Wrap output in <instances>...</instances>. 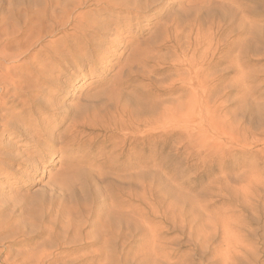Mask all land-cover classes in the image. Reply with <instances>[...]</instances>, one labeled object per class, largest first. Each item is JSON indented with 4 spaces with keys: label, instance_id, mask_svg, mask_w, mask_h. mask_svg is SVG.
Returning <instances> with one entry per match:
<instances>
[{
    "label": "rangeland",
    "instance_id": "obj_1",
    "mask_svg": "<svg viewBox=\"0 0 264 264\" xmlns=\"http://www.w3.org/2000/svg\"><path fill=\"white\" fill-rule=\"evenodd\" d=\"M38 1L39 0H23L22 2V0H0V52L4 48L1 47V45L4 46L5 43L7 44L9 41L8 38L10 36L14 37L19 34V28L23 27L21 25L22 22L24 23L23 18H27V16L29 15V8H31L33 5L36 6V2L38 5ZM189 1L190 0H160L159 2H157L156 6L154 5V8L152 7L151 10L147 13V15L149 16H147L148 19H142L141 25L134 24L131 28H125L122 31V34L119 36V39L122 43L119 44V46H121L119 49L110 47L103 58H97V60H95L94 62L86 61L83 65L86 76L84 78H81L80 80L75 81L72 87H66L67 89L64 90H67L70 93L60 95L59 100L61 99L62 106L66 104L64 107H69L70 105L74 106V111L71 110V112L73 115L76 114L77 116H80L81 114H84V116L89 115V113H92L95 108H102L104 106V104H102L103 101L95 100L93 102V100L85 97L84 94H86V92L94 93L96 92L95 90L98 91V89H101L103 87H110V83H112L111 81H113V78H116L120 69L124 66L127 60V56L130 55L132 56L131 59L135 58L132 61H135L134 66H137L135 68H138V71L135 69L137 71L136 74L133 75V77L123 85L124 88H120L121 91H125H122L121 95H124L126 93L125 96L128 97V101H130V103L132 104L129 107V113L132 114L133 112H135V110H137L138 107L137 112L138 114L143 115V118H145V116L147 117L149 115H152L153 111L156 114V111L158 112V106L160 102H162V100L164 101L166 98H168L166 99L168 101L166 103L168 107L172 106L169 105V98H171V104H178V99L181 100V98H184L188 92L191 93L193 86H196V88L198 87V97L195 104L196 119L193 120V116L188 114L184 117L176 116L174 117L175 119L172 121L171 127L169 129H166L163 132L159 131L161 130L160 128H157V133H154L153 129L150 127H147L148 129L145 127L144 130L143 126H140L139 124V126H137L140 128V131L137 135L139 138H137V142H135V145L133 147V153L136 157V161L132 164L131 169L128 170H126L125 168L128 163L126 161L127 155L125 154L128 152L127 148L129 147H125L124 152L123 150H120L118 152L113 151V149L115 148V146L112 145L113 140H119V138L117 137V135H119L117 134V131L113 130L112 128H110V131H108L107 129L101 130L96 125H92L89 127L90 129L87 128L85 131H82L83 133L81 132L82 135L80 137L84 135V137L81 139L83 141H87V146H85L86 148L83 147V149H81L80 151H76V153L73 154V156L76 155V157H78L79 161L73 163L74 166L78 165L76 169L77 172L73 173L71 171L72 174L70 173L68 178L70 182L72 181V184L68 183L69 181L64 182L66 181L65 173L67 172L63 170L66 168L63 166V164L65 165L66 162H58L54 165H50L51 163H49V161H45L42 163L43 165L41 164L40 166V171L42 173L39 171L33 176L35 179V184H33L32 186H26V188H22L17 192L6 194V198L10 199V205H12L15 200L17 201V199L21 202V209H19L18 213H12V207L10 206H8L7 209H3L1 207V204L3 202L0 201V264H101L100 260L102 258V260H105V258L107 257L109 258L107 259L108 261H101L103 262L102 264H107L109 262L111 264H116V262L118 261H120L121 264H152V262H154V264H264V0H214L216 2L214 3V6L219 5L221 8V5H223L225 7L223 8L222 6L224 12L225 10H228L226 11V19H223L222 17L221 19L220 14H216L215 16L213 15L214 17L210 15L209 10L214 7V1L210 0V2L208 0V2L211 3L210 5H212L211 7H209V3H207L209 5L207 6V4H205L207 1L204 0L205 2H202L199 9L198 7L196 8L193 5L191 6ZM242 9L244 10L242 11ZM24 10L25 12L23 13ZM198 10L201 11L199 12ZM18 13L20 16H18ZM21 14L23 15L22 19ZM188 15L190 18L188 17ZM213 19H216L215 23H213ZM218 19H221V23ZM4 20L6 21V23ZM177 21H182L181 23L183 24V26L181 23L180 25H178ZM184 21H186V23ZM194 21L197 22V25L195 24L194 26V30L196 31V29L200 28L199 30H201L200 32H202V35L200 34V36L202 37H198V39L195 38V33L188 30H191V25L192 23H194ZM175 24L179 27L177 28ZM184 26L186 27L185 31L188 30V33L187 31L185 32L184 29H182V27L184 28ZM14 27L15 29H17L18 27L19 28L17 30H14ZM202 27L204 29L206 28L205 30L203 29L206 32V35L205 32L201 29ZM179 28L182 31H180ZM11 29H13V31ZM166 29L168 32H165ZM217 29H219L220 32ZM223 29L225 31H223ZM172 31L174 34L172 33ZM180 32L183 36L180 35ZM9 33H15V35L10 34L9 36ZM161 33H163V36H161ZM3 34H5L7 38ZM188 34L190 35L188 36ZM212 35H214V37ZM168 36L170 37V39ZM47 39L48 38L44 40ZM125 40H127L126 46H124ZM194 43H196V45H194ZM160 44H162V46ZM187 45L189 46L187 47ZM139 46L141 49L139 48ZM195 47L199 48V52L202 51L201 55H199L200 53H198V56L201 66H203L204 64L203 67H201L200 69L198 68L199 71L196 76L197 78H195L196 84L195 82L193 83L191 80H189L188 65L184 62L178 65V62L180 61L179 58H182L183 56L191 57ZM135 48H138V51L140 52V54H137L139 57L135 55ZM185 48L188 50V52ZM36 49H38V46H34L32 52L36 51ZM151 50L153 52L158 51V53H153V56L155 55L153 57L151 52L150 56L151 58H153V60L148 61L149 59L146 60V57L149 56L148 51ZM176 51L177 53L175 55ZM145 52H147L148 55L146 54L144 55L146 56L145 58H141L140 56L143 57L142 54H145ZM172 55L174 57L181 56L175 58L177 59V63L175 62V59H172L174 58ZM22 56L24 59L22 58ZM22 56L19 57L20 59L22 58V61H27L30 59L28 58V56ZM130 56H128V58ZM150 56L148 58H150ZM154 58H156V60ZM18 59L6 58L0 55V62L2 61L0 63V68H4V65L12 66L13 64L15 65V62L17 64L22 62L20 59ZM170 60H172V62ZM168 61H170V63H168ZM4 62L5 64H3ZM172 63L176 67H174ZM138 65L141 66L139 67ZM177 67L181 69L179 70L180 72L178 71ZM141 68H143L144 70L142 71ZM140 71L142 73L145 72V76H141L142 74H140ZM149 73H153V75L151 74L150 77L148 76L150 75ZM181 73L182 75L184 74V77L181 75ZM155 81L159 82L156 83ZM163 82L165 84H163ZM179 85L181 86V89L179 88ZM157 86L160 88H158ZM177 86L179 87L177 88ZM164 87L168 88L166 89ZM183 88L185 89L183 90ZM186 90L189 91L185 93ZM135 94H138L140 97ZM79 99L81 101H79ZM176 99L177 103H174ZM133 100L134 102H132ZM143 100L145 101V105L141 103V101ZM158 101L159 103H157ZM78 103L79 105L81 104L83 108L87 109V111L83 109L82 113L77 114V112L82 110V108L77 110L78 108L75 107ZM133 103L136 104L134 106L136 108H134L135 110L132 108L134 105ZM142 104L144 106L140 108ZM152 104H154L155 106H153ZM110 106L111 105L104 106V108L99 109V111L101 113H104ZM151 106L153 107V109ZM144 107L145 109H147V107L149 109L150 107V109L153 111H148V109L146 111L145 109H143V111L142 108ZM154 107L156 109H154ZM131 109H133L134 111L131 112ZM84 111H86V113H84ZM114 111H116L115 108ZM63 112L64 111L61 110V113ZM133 115L134 114H132V116ZM134 116L132 117L134 119H138V117H140V115H136L137 117ZM103 117L105 118L106 116ZM118 118L119 117H117V119ZM126 119H128V117H126ZM102 121L103 119L100 120V123ZM105 122L108 123V121L106 120ZM135 124L138 125V121L135 122ZM178 125H182L187 129H183L181 131L177 130ZM63 128L64 127L56 130L55 134H62V131H64ZM105 130L107 133L105 132ZM112 130L113 132L115 131L114 134L113 132H111ZM143 132H145L146 134L143 135ZM149 132H151V135H149ZM121 135L122 134H120L119 137ZM146 135L148 137H152L151 139L154 138L155 140H158V147H153L155 150H151L150 153L146 152L144 158L145 160L140 161V159H142L139 158L141 152H144L141 149H143V147H148V139L145 138L147 137ZM152 135H154V137ZM109 136L111 137V140ZM155 136L158 139H156ZM7 138L9 137L7 136L4 140L8 141ZM28 145L31 144H29L27 140L22 139V141L17 145V152H19V149L23 150L26 148H32ZM90 149L92 150V152ZM136 150L139 152V154L136 153ZM122 152L124 153L123 159H121V155H119ZM114 155H116L117 157L115 158ZM137 155L139 156L137 157ZM88 165L90 168L88 167ZM83 166L86 168H83ZM99 168L103 169V171L101 169L103 173L100 172ZM143 168H147L146 170H148L150 174ZM19 169L20 168H15L16 171L14 172V175L10 176L12 181L16 180L19 177V175L17 174ZM43 170L45 171V173H43ZM97 171L99 173V176L97 175ZM131 171L132 174L130 173ZM108 172L110 174H108ZM111 173H114L112 177ZM119 174L120 178L126 176L127 174L128 176L127 178L124 177L125 180L123 178V181L122 179L120 180ZM121 174L123 176H121ZM59 175H61L62 179ZM80 175L83 178H80ZM129 175H132V177ZM107 176L110 177L108 178ZM94 177L97 179H95ZM99 177L100 180H98ZM137 177L139 178V180H137ZM55 178H60V181L64 183L63 185L65 187V192H62L60 190L59 193L57 189L55 191L53 190V186L50 184V181ZM78 178H80V180L82 181L84 180V178L86 180L91 178L90 182L88 180L91 185L89 183L87 184L89 189L87 187H80L82 186V181L77 182ZM110 178L112 179V181L109 180ZM120 181H122L123 183H127V186H124V184H120L122 183ZM115 182L116 184H113ZM77 183L79 184L77 185ZM138 183L140 184L138 185ZM74 184L76 185L74 186ZM109 184L112 185V189L111 185ZM128 184L129 188L131 187L132 189H134L128 190ZM102 185L106 187L108 191L106 190V188L105 191H103ZM90 186L92 187V189L90 188ZM135 186L138 187L135 188ZM118 187L121 189H119ZM122 187L126 189L122 190ZM75 188L77 189L75 190ZM86 188L87 190L91 189V193L87 191ZM118 189L119 191L121 190V192H123L118 194ZM5 190H9L7 185L5 186ZM110 190L113 191L111 192L113 193V195L110 193ZM106 191L109 193H107ZM127 191L128 193L129 191H132V193L134 194L130 192L129 194H132L131 196L129 194L126 195ZM16 193H18L17 197ZM80 193H82L81 196L77 197L76 194L80 195ZM67 195H70L71 200ZM82 195L85 197L83 198ZM136 195H138V197ZM2 196L3 195H0L1 198ZM21 196H23V198ZM105 196H108L106 197V200ZM135 196L137 199H135ZM109 197L114 198H111V200L107 199ZM126 198H128L129 200ZM98 199H101V201ZM114 199L116 201H114ZM25 201H27V203ZM82 201L85 204L82 203ZM107 201L110 203L108 204ZM124 202L127 203L125 204ZM150 202H155V204H160L161 202V206L158 204L157 208L159 209H157L156 206L153 203V205L150 204ZM79 203L82 206H80ZM24 204L26 205V207H24ZM83 204L85 205L84 208ZM148 204H150L151 207ZM118 205L121 208H119ZM131 205L135 206V208H133V206ZM28 207L29 210H25ZM65 207H68V210ZM74 207H76L78 210L76 208L75 210ZM97 207H103V210L106 211V213L113 212L111 214H113L114 217L117 216V219L118 217L124 218L125 220L123 219V222L125 224L122 222V227L119 229V226L117 227V235L124 232L125 234L129 233L128 238L127 235L122 234L123 236L119 235L120 237L117 245H107L109 248L107 246L105 247V245H102L105 242L104 240H100L103 238V236L99 233L97 228L89 225L90 219L95 214L94 211L95 209H97ZM114 207H116L118 210L114 211ZM131 207L135 210V212L139 210L137 212L138 215L141 212L144 214V216L147 215L149 217L145 218L141 215L136 217L137 214L135 215V212L134 214L133 212L130 213V211H134ZM188 208H191V210H189ZM22 209H24V211ZM143 209L145 211L147 210L146 212L148 213L142 212L141 210ZM187 209L190 212L188 215H185L187 214ZM241 209L242 211H239ZM152 210L154 211L152 212ZM156 210H158L157 213L155 212ZM207 210H210L209 213L212 216H209L207 214ZM118 211L123 212L121 213V215H123H117ZM196 211H198L197 214ZM21 212L22 214H20ZM6 214L9 215L7 216ZM180 214L182 215L180 216ZM192 214L198 216V220H193V224L191 223L192 219H194V216H192ZM82 216L85 217L83 218ZM186 216L188 219H186ZM205 216H208L207 219H205ZM242 216H245L246 219ZM80 217L82 218L80 219ZM86 217H88V219H86ZM132 217L135 218V220L132 219ZM148 218L149 220L152 219V222H150L153 224L148 223ZM178 218H180L181 221H179ZM10 219L12 220L10 221ZM160 220L162 221L160 222ZM203 220L206 221L203 223ZM127 221H130V224H137L134 227V231H137L136 234L133 231L134 224L129 228L126 224ZM174 221L176 222V224ZM177 221L179 222L177 223ZM187 221L188 223H185ZM180 222L182 223L179 224ZM61 224L64 225V227ZM148 224H150L151 226ZM183 224L187 225L184 226ZM79 225H82L83 229H79ZM85 225L86 227H84ZM202 225L205 229H207L206 232L203 234H196V232L200 230V226ZM143 226H146L147 229ZM193 227L197 228L193 229ZM74 228L79 229V231L75 230ZM42 229H45V231H43ZM182 229H184V231ZM85 230L89 231V233ZM23 231H26V235L23 234ZM41 231L43 232L42 234L40 233ZM126 231L129 232L127 233ZM80 232L82 234H80ZM92 232L95 237L93 234H91ZM189 232L191 233L190 235ZM130 234H133L134 236L132 235L130 238ZM193 234H195V236ZM88 236H90V238H97L93 239V241L92 239H88ZM121 236L123 239L121 238ZM24 237L30 238L23 240ZM193 237L195 242L194 240H192ZM124 238H126V241L124 240ZM161 238H163V244ZM202 238L204 241H202ZM152 240H154L155 243ZM200 241L203 243V245L200 244ZM152 242L154 243V247L151 245L153 244ZM196 242H198V244ZM149 243L151 244L149 245ZM149 250H154L156 253L154 251V253L151 251L149 252ZM101 252L103 253V255H108H104L102 256V258L101 254L99 256H96V254ZM151 253L153 255H149ZM170 253L174 254L172 255ZM145 254H147L148 256ZM156 255L160 256H157L156 259L155 257L153 258V256ZM119 256H121V259L119 258ZM144 256H146V258H144ZM162 256L163 259L160 260L159 258H162ZM47 258L49 261L46 260ZM99 258L101 259L99 260ZM166 259L171 261L169 262ZM120 262L118 263L120 264Z\"/></svg>",
    "mask_w": 264,
    "mask_h": 264
},
{
    "label": "bare ground",
    "instance_id": "obj_2",
    "mask_svg": "<svg viewBox=\"0 0 264 264\" xmlns=\"http://www.w3.org/2000/svg\"><path fill=\"white\" fill-rule=\"evenodd\" d=\"M21 1V0H20ZM26 1V0H24ZM160 0H39L38 1V5L37 2L35 3V5H31L32 7L29 8V15L26 16L27 18L24 19L23 21L24 23L21 25L23 26L22 28H19L20 31H18V35L16 36H9L12 38H8L9 41L8 43L4 46L1 45V47H4L2 49V51L0 52V55L2 57H6V58H12V59H18L19 57H21L22 55L24 56H28V58H30L29 60H24L20 63H16L15 65L13 64L12 66L4 65V68H0V195H3L2 198L0 197V201H2L3 203L1 204V207L3 209H7L8 206L12 207V213L16 214L19 212L20 208V204L21 202L17 199V201L15 200L14 203H12V205L9 204L10 199L6 198V194L9 193H14L17 192L18 190L22 189V188H26V186H32L33 184H35V179H34V175L37 174L40 171V166L43 162H48L51 163L50 165H54L58 162L60 163H65V165L63 164L64 167H66L65 169H63L66 174V181H69L68 183L72 184L70 182L69 175L71 173V171L73 173L77 172V166H74V162L79 161L78 157L73 156L74 153H76V151H80L81 149L86 148L85 146H87V141H83L81 138L84 137V135L82 137H80L82 135V131H85L87 128H89L92 125H96L98 126L101 130L103 129H107L108 131H110V128H112L113 130L117 131V134H122L120 137L119 135H117V137L119 138V140H113L112 145L115 146V150L113 149V151H122L124 152L125 147L127 148V146L129 148L128 152L125 154L126 156V161L128 162L127 165L125 166L126 170L131 169L132 164L136 161V157L133 153V147L135 145V142H137V138H139L137 135L140 131V128L137 127L139 126H143V129L146 127H150L153 129L154 133L156 132L157 128H160L161 130L159 131H165L166 129H169L171 127V123L172 121L175 119L174 117H184L185 115H192L193 116V120H195L196 118V102H197V97H198V87L196 88V86H193L192 88V92L189 93L187 90L185 93H187V95L185 96L184 94V98L178 99V104H171V98L170 99V104L172 106H169L166 104L168 101L166 98L164 101L162 100V102H160L159 104V108L157 109L158 112L156 111V114L154 113L153 110V114L149 115V116H145V118H143V115L138 114L137 110H135L136 108L134 107L136 104L133 103V109L135 110V112H133L132 114H136L137 112V116L140 115V117H138V119H134L132 118V114L129 113V107L130 105H132L130 103V101H128V97H126V93L124 95L122 94V91L125 92L124 90L121 91L120 88H124V84L127 83L132 77L133 75L136 74V72L138 71V68L136 69L134 66L135 65V58H132V56H130L128 58L127 56V60L123 66L122 64V68L120 69L118 75L116 76V78H113V81H111L112 83H110V87L107 86L103 87L101 89L95 90L96 92L94 93H90V92H86V94H84L85 97H87L90 100H93V102L95 100H99V101H103L102 104H104V106H108L111 105L107 111H105L104 113L100 112L99 109H103L104 106L102 108H95L94 111L92 113H89V115H85L81 114L80 116H77L76 114L73 115L71 110H73L72 105H70L69 107H64L66 104H64L63 106L61 105L62 101L61 99L59 100L60 95L62 94H68L70 92H68L66 87L70 88L72 87V85L75 83V81L80 80L81 78H84L86 76V73L84 71L83 65L85 64L86 61H91L94 62L95 60H97V58H103L106 53L108 52L110 47H114L119 49L121 46H119V44L121 43V40L119 39V36L122 34V31L125 28H131L134 24L137 25H141L142 19H148V15L147 13L151 10V8L156 4L157 2H159ZM207 3L208 0H206ZM210 1V0H209ZM214 1V0H211ZM210 1V2H211ZM23 2V0H22ZM31 2V1H30ZM30 2H29V6H30ZM202 2H205L204 0H190L189 3L191 4V6L193 5L194 7H198V9L201 7L200 5L202 4ZM24 3H28V2H24ZM214 3H216L215 1L213 2V6ZM221 3V2H220ZM33 4V3H32ZM188 4V5H190ZM211 3H209L210 5ZM219 4V3H218ZM222 4V3H221ZM204 5V4H203ZM202 5V6H203ZM207 4V6H209ZM14 6V5H13ZM16 6V5H15ZM24 6V5H23ZM22 6V7H23ZM206 6V5H205ZM206 6V7H207ZM212 5H210L209 7H211ZM223 5H221L222 8ZM25 7V6H24ZM193 7V8H194ZM154 8V7H153ZM203 8V7H202ZM219 5H216L214 7H212L209 10L210 15H216V14H220V18L222 17L223 19H226V11L224 12L225 8L223 6V8L221 9ZM12 9V8H11ZM21 9V8H20ZM227 9V8H226ZM18 10V8H17ZM197 10V9H196ZM202 10V9H201ZM201 10H198L199 12ZM244 9H242L243 11ZM195 11V10H194ZM25 12V10L23 11V13ZM196 12V11H195ZM194 12V13H195ZM190 13V12H189ZM203 13V12H202ZM205 13V12H204ZM207 13V12H206ZM11 14V13H10ZM16 14V13H15ZM197 14V13H196ZM201 14V13H200ZM228 14V13H227ZM193 15V14H192ZM16 16V15H15ZM18 16L19 13H18ZM148 16V17H147ZM213 16V17H214ZM10 17V16H9ZM23 15L21 14V19H22ZM189 17V15H188ZM194 17V16H193ZM199 17V16H196ZM205 17V16H204ZM218 17V16H217ZM228 17V16H227ZM13 18V16H12ZM17 18V17H16ZM190 18V17H189ZM195 18V17H194ZM193 18V19H194ZM209 18V17H208ZM221 18V19H222ZM3 19V18H2ZM8 19V18H7ZM15 19V18H14ZM20 19V20H21ZM196 19V18H195ZM194 19V20H195ZM221 19L219 20V22L221 23ZM229 19V18H228ZM6 20V19H5ZM4 20V21H5ZM12 20V19H11ZM190 20V19H188ZM214 20V19H213ZM216 20V19H215ZM215 20L213 23H215ZM18 21V20H17ZM167 21V20H166ZM197 21V20H196ZM223 21V20H222ZM226 21V20H225ZM174 22V21H172ZM176 22V20H175ZM178 22V21H177ZM182 22V21H181ZM181 22H178V25H180ZM186 23V21H184ZM183 22V23H184ZM190 22V21H188ZM210 22V21H209ZM6 23V21H5ZM20 23V21H19ZM165 23V22H164ZM197 22L194 21V23H192L191 25V32L196 34V39H198V37H202L200 36V34L202 32H200L201 30L196 29V31L194 30V26ZM200 23V22H199ZM198 23V24H199ZM211 23V22H210ZM209 23V24H210ZM218 23V22H217ZM219 23V24H220ZM12 24V23H11ZM17 24V23H16ZM15 24V25H16ZM170 24V23H169ZM182 24V23H181ZM207 24V23H206ZM212 24V23H211ZM218 24V25H219ZM136 25V26H137ZM176 25V24H175ZM186 25V24H185ZM190 25V24H189ZM197 25V24H196ZM215 25V24H214ZM213 25V26H214ZM19 26V25H18ZM173 26V24H172ZM177 26V25H176ZM183 26V24H182ZM187 26V25H186ZM201 26V25H200ZM206 26V25H205ZM212 26V25H211ZM170 27V26H169ZM179 26H177L178 28ZM208 27V25H207ZM210 27V26H209ZM17 28V27H16ZM17 28V29H18ZM166 28V27H165ZM168 28V27H167ZM171 28V27H170ZM173 28V27H172ZM181 28V27H180ZM179 28V30H180ZM185 26L184 28L182 27V29H184L185 31ZM212 28V27H211ZM14 27V30H17ZM176 29V28H175ZM174 29V30H175ZM202 30L204 29L203 27L201 28ZM206 29V28H205ZM204 29V30H205ZM208 29V28H207ZM214 29V28H213ZM222 29V28H221ZM13 31V29H11ZM188 30L187 33H188ZM203 30V31H204ZM219 31V29H217ZM11 31V32H12ZM171 31V29H170ZM182 31V30H180ZM185 31V32H186ZM210 31V30H209ZM214 31V30H213ZM223 31H225L223 29ZM15 32V31H14ZM163 32V31H162ZM165 32H168L167 29L165 30ZM205 32V31H204ZM208 32V30H207ZM220 32V31H219ZM173 33V31H172ZM183 33V32H182ZM214 33V32H212ZM223 33V32H222ZM221 33V34H222ZM15 35V33H13ZM12 34V35H13ZM17 34V33H16ZM159 34V33H158ZM163 36V33H161ZM174 34V33H173ZM177 34V33H176ZM5 35V34H3ZM157 35V34H156ZM180 35L181 32H180ZM190 34H188L189 36ZM202 35V34H201ZM206 35V32H205ZM211 35V34H210ZM224 35V34H223ZM6 36V35H5ZM165 36V33H164ZM183 36V35H182ZM192 36V35H191ZM214 37V35H212ZM2 37V36H1ZM169 37V36H168ZM167 37V39H168ZM174 37V36H173ZM187 37V36H185ZM212 37V38H213ZM7 38V36H6ZM48 38L47 40H44ZM129 38V37H128ZM178 38V37H177ZM183 38V37H182ZM205 38V36H204ZM170 39V37H169ZM176 39V38H175ZM188 39V38H187ZM210 39V38H208ZM3 40V39H2ZM119 40V41H118ZM128 40V39H127ZM127 40H125L124 46H126L127 44ZM165 40V38H164ZM173 40V39H172ZM204 40V39H203ZM202 40V41H203ZM132 41V40H131ZM162 41V39H161ZM190 41V40H189ZM195 41V40H194ZM200 41V40H199ZM201 41V44H202ZM206 41V40H205ZM3 42V41H2ZM1 42V43H2ZM7 42V41H6ZM164 42V41H163ZM167 42V41H166ZM193 42V41H192ZM130 43V42H129ZM161 43V42H160ZM179 43V42H176ZM122 44V43H121ZM159 44V43H158ZM192 44V43H191ZM189 44V45H191ZM212 44V43H211ZM210 44V45H211ZM162 46V44H160ZM164 45V44H163ZM187 45V47L189 46ZM194 45H196V43H194ZM16 46V48H15ZM34 46H38V49H36V51L32 52V50L34 49ZM123 46V49H124ZM193 46V45H192ZM198 46V44H197ZM158 47V45H157ZM181 47V46H180ZM203 47V46H202ZM201 47V48H202ZM211 47V46H210ZM126 48V47H125ZM133 48V47H132ZM140 48V46H139ZM144 48V47H143ZM142 48V50H143ZM194 48V47H193ZM200 48V49H201ZM204 48V47H203ZM1 49V48H0ZM141 49V48H140ZM146 49V48H145ZM186 49V48H185ZM135 55L138 56L137 54L140 52L138 51V48H135ZM155 50V49H154ZM184 50V49H183ZM187 50V49H186ZM185 50V51H186ZM147 51V50H145ZM184 51V52H185ZM193 51V49H192ZM199 48L195 47L194 52L192 54L191 57L188 56H183L182 58H179L180 61L178 62V65L180 63H186L189 67L188 71H189V80H191L193 83L195 82V78H197V73L199 71V69L201 67L200 61H199V56L198 53H200L199 55H201L202 51L199 52ZM152 52V56L153 53L158 51L153 52L148 51L149 56L150 53ZM188 52V50H187ZM130 53V52H129ZM147 52H145V54H142V56H140L141 58H145L146 56L144 55H148ZM177 51L175 52L176 55ZM181 53V52H180ZM192 53V52H191ZM206 53V52H205ZM132 55V54H131ZM191 55V54H189ZM203 55V54H202ZM149 56L146 57V60L149 59L153 60V58H148ZM155 56V55H154ZM153 56V57H154ZM173 56V55H172ZM139 57V56H138ZM137 57V58H138ZM174 57V56H173ZM177 57H181V56H177ZM177 57H174L172 59H175ZM215 57V56H214ZM165 58V57H164ZM201 58V56H200ZM3 59V58H2ZM18 59V60H19ZM24 59V58H23ZM131 59V60H130ZM139 59V58H138ZM137 59V60H138ZM156 60V58H154ZM213 59V57H212ZM9 60V59H8ZM177 59H175L176 62ZM201 60V59H200ZM17 61V60H16ZM172 62V60H170ZM170 61H168V63H170ZM202 61V60H201ZM2 62V61H1ZM0 62V63H1ZM98 62V61H97ZM137 63V62H136ZM177 63V62H176ZM175 63V64H176ZM5 64V62L3 63ZM139 64V63H138ZM173 64V63H172ZM1 65V64H0ZM144 65V64H143ZM121 66V65H120ZM139 66V65H138ZM141 66V65H140ZM139 66V67H140ZM174 66V64H173ZM143 67V66H142ZM158 67V66H155ZM172 67V66H171ZM176 67V66H174ZM160 68V67H159ZM164 68V67H163ZM178 68V67H177ZM184 68V67H182ZM199 68V69H198ZM205 68H209V67H205ZM119 69V68H118ZM137 71H136V70ZM141 70L143 71L144 69L141 68ZM181 70L178 68V71ZM183 70V69H182ZM148 71V70H147ZM141 72V71H140ZM139 72V73H140ZM152 72V71H151ZM180 72V71H179ZM211 72V70H210ZM117 73V71H116ZM115 73V74H116ZM145 73V72H144ZM144 73H140L142 74L141 76L144 75ZM150 74V73H149ZM153 75V73H151ZM151 74L148 75L151 77ZM182 75V73H181ZM184 75V74H183ZM182 75V76H183ZM187 75V74H186ZM187 75V76H188ZM145 76V75H144ZM181 76V77H182ZM186 76V77H187ZM147 77V75H146ZM184 77V76H183ZM146 79V78H145ZM164 79V78H163ZM162 79V81H163ZM147 80V79H146ZM161 80V79H160ZM154 82V81H153ZM156 82V81H155ZM159 82V81H157ZM156 82V83H157ZM185 82V81H184ZM186 83V82H185ZM149 84V83H148ZM163 84H165L163 82ZM178 84V83H177ZM196 84V82H195ZM167 85V84H166ZM138 86V85H137ZM165 86V85H164ZM173 86V85H172ZM180 86V85H179ZM177 86V88L179 87ZM144 87V86H143ZM158 87V86H157ZM160 88V87H158ZM166 88V87H164ZM168 88V87H167ZM166 88V89H167ZM170 88V85H169ZM181 89V86L179 87ZM185 88H183L184 90ZM127 92V91H126ZM136 93V92H135ZM184 93V92H183ZM134 94V93H132ZM182 94V93H180ZM138 95V94H135ZM166 95V94H165ZM139 96V95H138ZM137 96V98H138ZM127 99H126V98ZM140 97V96H139ZM191 97V98H190ZM124 98V99H123ZM136 98V97H135ZM165 98V97H163ZM83 99V97H82ZM126 99V100H125ZM177 99L176 101H174V103H177ZM131 100V99H130ZM135 100V99H134ZM134 100L132 102H134ZM160 100V99H159ZM173 100V99H172ZM190 100V103H189ZM79 101H81L79 99ZM84 101V100H83ZM137 101V100H136ZM78 102V101H77ZM74 102V103H77ZM87 102V101H86ZM123 102V103H122ZM88 103V102H87ZM92 103V102H91ZM141 103H143L145 105V101H141ZM147 103V102H146ZM156 103V102H155ZM154 103V104H155ZM159 103V101L157 102ZM156 103V104H157ZM142 104L141 107H143L144 105ZM154 104H152L153 106H155ZM69 105V104H67ZM74 105V104H73ZM113 105V107H112ZM96 106V105H95ZM99 106V104H98ZM76 108H78L77 110L81 109V111L77 112V114L82 113L83 109L87 111V109L83 108L81 106V104L79 105L76 104L75 106ZM94 107V106H93ZM97 107V106H96ZM152 107V106H151ZM75 108V110H76ZM114 108L116 109V111H114ZM93 109V108H91ZM90 109V110H91ZM106 109V108H105ZM104 109V110H105ZM133 109H131V112L134 111ZM145 109L142 108V110ZM145 109V111L147 110ZM153 109V107H152ZM154 109H156L154 107ZM61 110H63L64 112L61 113ZM74 111V110H73ZM86 111H84V113H86ZM144 111V110H143ZM150 111V112H151ZM118 114H116V113ZM148 112V113H150ZM142 113V112H141ZM116 114V115H115ZM73 115V116H72ZM83 115V116H82ZM135 115V116H136ZM101 116V117H99ZM103 116H106L105 118ZM134 116V117H135ZM136 116V117H137ZM117 117H119L117 119ZM126 117H128V119H126ZM100 118V119H99ZM98 119H99V123H98ZM103 121L100 123V120ZM108 121V123L105 122ZM138 121V125L135 124V122ZM95 126V127H96ZM62 127L64 131H62V134L60 135H56L55 131L58 129H61ZM90 129V128H89ZM92 129V128H91ZM95 129V128H94ZM98 129V128H97ZM148 129V128H147ZM185 130L187 128L183 127L182 125H178V129L177 130ZM113 130L111 132H113ZM145 130V129H144ZM143 130V131H144ZM114 131V132H115ZM158 131V133H159ZM82 132V133H81ZM106 132V130H105ZM113 132V134H114ZM160 132V133H163ZM107 133V132H106ZM151 132H149V135ZM157 133V132H156ZM88 134V133H87ZM100 134V133H99ZM143 135L146 134L145 132L142 133ZM165 134V133H164ZM105 135V133H104ZM110 135V134H109ZM155 135V134H154ZM154 135H152L154 137ZM157 135V134H156ZM8 141H5L4 139H6V137ZM86 136V134H85ZM100 136V135H99ZM147 136V135H146ZM161 136V135H160ZM110 137V136H109ZM108 137V138H109ZM116 137V136H113ZM159 137V136H158ZM97 138V137H96ZM117 138V139H118ZM147 138V146L148 147H143L144 152H141V155L139 158L140 161H144L145 159V154L150 153L151 150H155V147H158V140H154L151 139L152 137H145ZM150 138V139H149ZM156 138V136H155ZM22 139L27 140V142H29L28 145L29 147L32 148H26V149H19V152H17L18 150V144L22 141ZM88 139V138H87ZM93 139V138H91ZM107 139V138H106ZM158 139V138H156ZM160 139V138H159ZM111 140V137H110ZM141 140V139H139ZM162 141V140H161ZM90 142V140H89ZM103 142V141H102ZM160 142V141H159ZM164 142V140H163ZM106 143V142H105ZM111 143V142H110ZM162 143V142H161ZM92 144V143H91ZM141 144V142H140ZM110 145V144H109ZM154 145V146H153ZM140 146V145H139ZM163 146V145H162ZM154 147V148H153ZM92 149V148H91ZM90 149V150H91ZM136 149V148H135ZM88 150V149H86ZM140 150V151H141ZM112 151V152H113ZM127 151V150H126ZM87 152V151H86ZM92 152V150H91ZM109 152V151H108ZM121 153L119 155H121V159H123L124 153ZM161 152V151H160ZM136 153L139 154V152L136 150ZM155 154V153H154ZM158 154V153H157ZM87 155V154H86ZM107 156V155H106ZM110 156V155H109ZM113 156V155H112ZM111 156V157H112ZM139 155H137L138 157ZM100 157V156H99ZM114 157L116 158L117 156L114 155ZM113 157V158H114ZM119 158V157H118ZM158 158V157H157ZM102 159V158H101ZM155 159V158H154ZM103 160V159H102ZM107 160V159H106ZM111 160V159H110ZM85 161V160H83ZM118 161V160H117ZM120 161V160H119ZM104 162V161H103ZM106 162V161H105ZM78 163V162H77ZM83 163V162H82ZM108 163V162H107ZM142 163V162H140ZM150 164V163H149ZM43 165V164H42ZM62 165V164H61ZM60 165V166H61ZM140 165V164H139ZM62 166V167H63ZM81 166V165H80ZM85 166V165H84ZM83 168H86L84 167ZM110 166V165H109ZM118 166V165H117ZM136 166V165H135ZM141 166V165H140ZM89 167V165H88ZM87 167V169H88ZM144 167V166H143ZM15 168H20L19 171L17 172V174L19 175V177L12 181L10 176L14 175V172L16 171ZM46 168V167H45ZM90 168V167H89ZM93 168V167H92ZM139 168V167H137ZM62 169V168H61ZM81 169V168H80ZM95 169V168H93ZM102 169V168H101ZM101 169L99 168L100 172ZM144 169V168H143ZM142 169V170H143ZM147 169V168H146ZM144 169V170H146ZM60 170V169H59ZM96 170V169H95ZM98 170V171H99ZM150 170V169H149ZM82 171V170H81ZM97 171V175L99 174ZM138 171V170H137ZM148 171V170H146ZM151 171V170H150ZM41 172V171H40ZM107 172V171H106ZM134 172V171H133ZM139 172V171H138ZM149 172V171H148ZM42 173V172H41ZM43 173H45V171L43 170ZM90 173V172H89ZM103 173V172H102ZM132 174V171L130 172ZM141 173V172H140ZM16 174V173H15ZM72 174V173H71ZM80 174V173H79ZM108 174H110L108 172ZM114 174V173H113ZM111 173V177L113 175ZM116 174V173H115ZM136 174V173H134ZM139 174V173H138ZM142 174V173H141ZM150 174V172H149ZM61 178V175H59ZM76 176V174H75ZM84 176V175H83ZM93 176V175H92ZM99 176V175H98ZM97 176V177H98ZM115 176V175H114ZM121 176H123L121 174ZM128 174L126 176H123L120 178V174H119V178L120 180L124 177L127 178ZM132 177V175H129ZM137 176V175H136ZM148 176V175H147ZM43 177V176H42ZM63 177V176H62ZM101 177V175H100ZM100 177L98 180H100ZM108 178L110 176H107ZM146 177V176H145ZM60 178H55L53 180L50 181V184L53 186V190L55 191L57 189V191L60 190L62 192H65L64 190V183H62V181H60ZM80 178H83L80 175ZM80 178H78V181H82L80 180ZM95 178V177H94ZM144 178V177H143ZM142 178V179H143ZM149 178V177H148ZM62 179V178H61ZM91 179V178H90ZM90 179L89 182H90ZM93 179V177H92ZM97 179V178H95ZM104 179V178H103ZM102 179V181H103ZM76 180V179H75ZM88 180H86L84 178V180L82 181V186L80 187H87L88 188ZM97 180V181H98ZM109 180L112 181V179L110 178ZM125 180V178H124ZM123 180V181H124ZM129 180V178H128ZM131 180V178H130ZM133 180V179H132ZM137 180H139V178L137 177ZM101 181V182H102ZM108 181V180H107ZM106 181V183H107ZM119 181V179H118ZM141 181V180H140ZM100 182V181H99ZM122 182V181H120ZM127 182V180H126ZM139 182V181H138ZM142 182V181H141ZM76 183V182H75ZM92 183V182H91ZM111 183V182H110ZM129 183V182H128ZM131 183V182H130ZM137 183V182H136ZM143 183V182H142ZM79 183H77L78 185ZM90 184V183H89ZM113 184H116L113 183ZM118 184V183H117ZM120 184H124V186L127 183H120ZM119 184V185H120ZM140 183H138L139 185ZM7 185L9 190H5V186ZM68 185V184H67ZM76 184H74L75 186ZM87 185V186H86ZM91 185V184H90ZM104 185V182H103ZM102 185V186H103ZM111 185V184H109ZM134 185V184H133ZM132 185V186H133ZM72 186V185H71ZM95 186V185H94ZM93 186V187H94ZM116 186V185H114ZM113 186V187H114ZM123 186V187H124ZM127 186V185H126ZM131 186V185H130ZM142 186V185H141ZM73 187V186H72ZM78 187V186H77ZM122 187V188H123ZM138 187V186H137ZM135 186V188H137ZM79 188V187H78ZM86 188V190H87ZM90 188L92 189V187L90 186ZM103 191H105L106 187H102ZM110 188V186H109ZM119 188V187H118ZM143 188V187H142ZM59 189V190H58ZM74 189V188H73ZM77 188H75L76 190ZM81 189V188H80ZM79 189V190H80ZM89 189V188H88ZM90 189V190H91ZM111 189H112V185H111ZM121 189V188H119ZM118 189V194L122 193L121 190L119 191ZM126 188H123L122 190H124ZM131 189L133 190L131 187L129 188V184H128V190ZM73 190V191H75ZM85 190V189H84ZM83 190V191H84ZM90 190H87L91 193ZM102 190V189H101ZM106 190L108 191V189L106 188ZM137 190V189H136ZM134 190V191H136ZM146 190V189H145ZM82 191V192H83ZM97 191V190H96ZM106 191V192H107ZM133 191V192H134ZM138 191V190H137ZM77 192V191H75ZM73 192V193H75ZM80 192V191H79ZM78 192V193H79ZM113 192L110 190V193ZM132 193V191H129V193ZM141 192V191H140ZM139 192V193H140ZM22 193V192H20ZM93 193V192H92ZM109 193V192H107ZM104 193V194H107ZM127 191V194H129ZM142 193V192H141ZM82 193H80V195L76 194L77 197L81 196ZM87 194V193H86ZM96 194V193H95ZM101 194V193H100ZM103 194V195H104ZM113 195V193H111ZM134 194V193H132ZM132 194H129L130 196ZM137 194V192H136ZM18 193H16V197H17ZM73 195V194H72ZM94 195V194H93ZM110 195V194H109ZM108 195V196H109ZM111 195V196H112ZM141 195V194H140ZM62 196V195H61ZM70 198V195H67ZM75 196V197H76ZM83 196V195H82ZM90 196V195H89ZM99 196V195H98ZM105 196V200L106 197ZM122 196V195H121ZM138 197V195H136ZM135 196V199H137ZM20 197V196H19ZM23 198V196H21ZM58 197V196H57ZM65 197V195H64ZM63 197V198H64ZM74 197V196H73ZM76 197V198H77ZM85 196H83L84 198ZM94 197V196H93ZM92 197V198H93ZM101 197V195H100ZM21 198V199H22ZM67 198V197H66ZM114 198V197H111ZM111 198H107L110 199ZM134 198V196H133ZM147 198V197H146ZM20 199V198H19ZM30 199V198H28ZM128 199V198H126ZM24 200V199H23ZM95 200V199H94ZM101 201V199H98ZM103 200V201H105ZM121 200V199H120ZM129 200V199H128ZM126 200V201H128ZM30 201V200H29ZM33 201V200H32ZM57 201V200H56ZM68 201V200H67ZM74 201V199H73ZM81 201V200H79ZM85 201V199H84ZM96 201V200H95ZM114 201H116L114 199ZM125 201V200H124ZM177 201V200H176ZM27 203V201H25ZM64 202V201H63ZM71 202V201H70ZM89 202V201H88ZM108 202V201H107ZM131 202V201H130ZM1 203V202H0ZM24 203V202H23ZM25 203V204H26ZM67 203V202H66ZM74 203V202H73ZM82 203H84L82 201ZM98 203V201H97ZM110 202H108L109 204ZM125 204L127 202H124ZM134 203V202H133ZM153 203V202H152ZM150 202V204H152ZM24 204V205H25ZM65 204V203H63ZM80 204V203H79ZM85 204V203H84ZM83 204V208L85 207V205ZM116 204V202H115ZM129 204V203H128ZM127 204V205H128ZM135 204V203H134ZM150 204H148L150 206ZM156 208L157 205L159 204H155V202L153 203ZM152 204V205H153ZM161 204V202H160ZM159 204V205H160ZM22 205V206H24ZM27 205V204H26ZM26 205L24 207H26ZM75 205V204H73ZM89 205V204H88ZM103 205V203H102ZM106 205V204H105ZM114 205V204H113ZM71 206V205H70ZM80 206H82L80 204ZM79 206V207H80ZM116 206V205H115ZM133 206V205H131ZM154 206V207H155ZM161 206V205H160ZM169 206V205H168ZM104 207V206H103ZM103 207H97V209H95L94 211V215L93 217L90 219V226H93L95 228L98 229L99 233L103 236L102 239L100 240H104L105 244L103 243L102 245H105V247L107 245L112 246V245H117V243L119 242V235H127L128 238V234L122 233L117 235L118 233V229L121 228L123 225V219L124 218H120L117 216H113V212H107L104 211ZM109 207V206H108ZM113 207V206H112ZM117 207V206H116ZM116 207H114V211L118 210ZM119 207V205H118ZM151 207V206H150ZM149 207V208H150ZM207 207V206H206ZM237 207V206H236ZM68 210V207H65ZM76 207H74L75 209ZM82 208V209H83ZM111 208V207H110ZM121 208V207H119ZM124 208V207H122ZM130 208V207H129ZM128 208V209H129ZM132 208V207H131ZM133 208H135V206H133ZM132 208V209H133ZM139 208V207H138ZM170 208V207H168ZM192 208V207H191ZM191 208L189 210H191ZM208 208V207H207ZM234 208V207H233ZM25 209V208H24ZM24 209H22L24 211ZM62 209V208H61ZM77 209V208H76ZM75 209V210H76ZM137 209V207H136ZM152 209V208H151ZM154 209V208H153ZM159 209V208H157ZM187 209V214L188 215L190 211H188ZM194 209V208H193ZM239 209V208H238ZM25 210H29V207ZM78 210V209H77ZM85 210V209H84ZM131 210V209H130ZM134 210V209H133ZM144 210V209H143ZM142 212L144 213H148L145 210ZM149 210V209H148ZM169 210V209H168ZM234 210V209H233ZM3 211V210H2ZM5 211V210H4ZM10 211V210H9ZM92 211V210H91ZM123 211V210H121ZM126 211V210H124ZM128 211V210H127ZM137 211V210H136ZM139 211V210H138ZM137 211V212H138ZM154 210H152L153 212ZM203 211V210H200ZM205 211V210H204ZM208 211V210H207ZM206 211V212H207ZM235 211V210H234ZM238 211V210H237ZM236 211V212H237ZM239 211H242L239 210ZM8 212V211H7ZM9 212V213H11ZM64 212V211H63ZM69 212V211H68ZM77 212V211H76ZM85 212V211H84ZM93 212V211H92ZM135 212L134 211H130V213ZM135 212L136 217L137 216H144L143 213H138ZM156 213L158 212V210L155 211ZM166 212V211H165ZM164 212V213H165ZM198 211H196L197 214ZM210 210L207 212V214L209 216H212L210 213ZM57 213V212H56ZM61 213V212H60ZM88 213V212H87ZM121 213L123 212H119L118 214L119 216H122ZM178 213V212H177ZM185 213H186V209H185ZM200 213V212H199ZM204 213V212H203ZM22 214V212L20 213ZM82 214V213H81ZM84 214V213H83ZM115 214V213H114ZM127 214V213H124ZM143 214V215H142ZM155 214V213H154ZM162 214V213H161ZM7 215V214H6ZM9 215V214H8ZM7 215V216H8ZM85 215V214H84ZM92 215V214H91ZM129 215V214H128ZM146 215V214H145ZM152 215V214H151ZM158 215V214H157ZM179 215V214H177ZM182 214H180L181 216ZM13 216V215H12ZM63 216V215H62ZM77 216V215H76ZM87 216V215H86ZM164 216V214H163ZM192 216H194V219H192V224H193V220H198V216L192 214ZM83 217V216H82ZM80 217V219L82 218ZM85 217V216H84ZM83 217V218H84ZM145 218L149 217V216H144ZM206 217V216H205ZM204 217V218H205ZM208 217V216H207ZM207 217L205 219H207ZM243 218H245V216H242ZM5 218V216H4ZM8 218V217H7ZM13 218V217H12ZM163 218V217H162ZM161 218V219H162ZM185 218V217H184ZM203 218V216H202ZM9 219V218H8ZM62 219V218H61ZM86 219H88V217H86ZM85 219V220H86ZM132 219L135 220V218L132 217ZM179 221L180 218H178ZM177 219V220H178ZM186 219L187 216H186ZM191 219V218H190ZM212 219V218H211ZM210 219V221H211ZM246 219V218H245ZM244 219V220H245ZM12 219H10L11 221ZM68 220V219H67ZM125 220V219H124ZM138 220V219H136ZM149 220V218H148ZM152 220V219H151ZM149 220L148 223H151L152 221ZM200 220V218H199ZM213 220V219H212ZM56 221V220H55ZM151 221V222H150ZM154 221V220H153ZM162 220H160L161 222ZM167 221H168V217H167ZM177 221V223L179 222ZM206 220H203V223ZM209 221V222H210ZM242 221V220H241ZM80 222V220H79ZM123 222V223H122ZM143 222V221H141ZM156 222V221H155ZM175 222V221H174ZM63 223V220H62ZM65 223V222H64ZM87 223V222H86ZM159 223V221H158ZM182 222H180L179 224H181ZM185 223H188L185 222ZM202 223V222H201ZM12 224V223H10ZM69 224V223H68ZM71 224V223H70ZM88 224V223H87ZM125 224V223H124ZM127 226L130 228V226L133 224H130V221H127ZM153 224V223H151ZM157 224V223H156ZM176 224V222H175ZM197 224V223H196ZM200 224V223H199ZM208 224V223H207ZM58 225V224H57ZM62 225V224H61ZM78 225V224H77ZM135 225H137L136 223L133 226V231L135 230L134 227ZM150 225V224H148ZM161 225V224H160ZM184 226L187 224H183ZM189 225V224H188ZM191 225V224H190ZM64 227V225H62ZM61 226V228H62ZM66 226V225H65ZM119 226V227H118ZM151 226V225H150ZM153 226V225H152ZM182 226V225H181ZM86 227V225L84 226ZM118 227V229H117ZM126 227V228H128ZM144 227V226H143ZM146 227V226H145ZM144 227V228H145ZM183 227V226H182ZM192 227V226H191ZM198 227V226H197ZM195 227V228H197ZM210 227V225H209ZM1 228V227H0ZM49 228V227H48ZM47 228V229H48ZM73 228V227H72ZM78 228L83 229L82 225H79ZM94 228V229H95ZM153 228V227H152ZM181 228V227H180ZM185 228V227H184ZM193 227V229H195ZM199 228V227H198ZM208 228V227H207ZM55 229V227H54ZM60 229V228H59ZM75 230L79 231V229L74 228ZM147 229V227H146ZM160 229V228H159ZM163 229V228H162ZM209 229V228H208ZM43 230V229H42ZM127 230V229H125ZM184 231V229H182ZM189 230V229H187ZM207 229H205L202 226H200V230H198L196 232V234H203L206 232ZM45 231V229L43 230ZM47 231V230H46ZM51 231V230H50ZM55 231V230H54ZM53 231V232H54ZM59 231V230H58ZM63 231V230H62ZM76 231V232H77ZM81 231V230H80ZM84 231V230H83ZM86 231V230H85ZM94 231V230H92ZM96 231V230H95ZM120 231V230H119ZM149 231V230H148ZM182 231V232H183ZM186 231V230H185ZM194 231V230H193ZM209 231V230H208ZM60 232V231H59ZM89 233V231H86ZM97 232V231H96ZM152 232V231H151ZM149 232V233H151ZM160 232V230H159ZM157 232V233H159ZM39 233V232H38ZM41 234L43 233L42 231L40 232ZM61 233V232H60ZM74 233V232H73ZM98 233V234H99ZM132 233V232H130ZM134 233L136 234L137 231ZM23 234L26 235V231H23ZM52 234V232H51ZM55 234V233H54ZM79 234V233H78ZM80 234H82L80 232ZM79 234V235H80ZM93 234V232L91 233ZM90 234V235H91ZM191 233L189 232V235ZM49 235V234H48ZM94 235V234H93ZM97 235V234H96ZM100 235V236H101ZM133 234H130V238ZM152 235V234H151ZM195 236V234H193ZM61 236V235H60ZM123 236V235H122ZM121 236V238H122ZM134 236V235H133ZM153 236V235H152ZM213 236V235H212ZM210 236V237H212ZM49 237V236H48ZM88 239H96V238H90V236H88ZM95 237V235H94ZM191 237V236H190ZM201 237V236H199ZM27 238L30 237H24L23 240H26ZM54 238V237H53ZM62 238V237H61ZM83 238V237H82ZM87 238V237H86ZM100 238V237H99ZM129 238V239H130ZM155 238V237H154ZM196 238V237H195ZM78 239V238H77ZM84 239V238H83ZM123 239V238H122ZM163 238H161L162 241ZM211 239V238H210ZM16 240V239H15ZM60 240V239H59ZM68 240V239H67ZM87 240V239H86ZM124 240L126 241V238H124ZM128 240V239H127ZM192 240H194V237L192 238ZM198 240V239H197ZM1 241V240H0ZM17 241V240H16ZM55 241V240H54ZM70 241V240H69ZM94 241V240H93ZM96 241V240H95ZM132 241V240H131ZM154 242V240H152ZM167 241V240H166ZM202 241L203 238H202ZM209 241V240H208ZM100 242V241H97ZM123 242V241H122ZM130 242V240H129ZM150 242V241H149ZM152 242V243H153ZM195 242V240H194ZM68 243V242H66ZM88 243V241H87ZM155 243V242H154ZM154 243L151 244L149 243V245L151 244L154 247ZM198 244V242H196ZM194 243V244H196ZM56 244V243H55ZM58 244V243H57ZM65 244V243H64ZM100 244V243H99ZM163 244V241H162ZM200 244L203 245V243L200 241ZM126 245V243H125ZM205 245V244H204ZM67 246V245H66ZM148 246V245H147ZM70 247V246H69ZM104 247V248H105ZM108 247V246H107ZM114 247V246H113ZM150 247V246H149ZM157 247V246H156ZM161 247V246H160ZM159 247V248H160ZM109 248V247H108ZM115 248V247H114ZM9 249V248H8ZM118 249V248H117ZM151 249V248H150ZM164 250V249H163ZM161 250V251H163ZM7 251V250H6ZM102 251V250H101ZM108 251V250H107ZM113 251V250H111ZM118 251V250H117ZM148 251V250H147ZM151 250H149L150 252ZM154 251V250H153ZM151 251V252H153ZM160 251V250H159ZM174 251V250H173ZM123 252V251H122ZM155 252V251H154ZM153 252V253H154ZM158 252V251H157ZM97 253V252H96ZM106 253V252H104ZM108 253V252H107ZM118 253V252H117ZM128 253V252H127ZM156 253V252H155ZM163 253V252H162ZM160 253V254H162ZM94 254V253H93ZM101 254V258L102 256H107L106 254L103 255V253H98L96 254V256H99ZM126 254V253H125ZM169 254V253H168ZM170 254H174V253H170ZM52 255V254H51ZM51 255H50V259H51ZM112 255V253H111ZM122 255V254H121ZM147 255V254H145ZM149 255H153L152 253ZM189 255V254H188ZM92 256V255H91ZM148 256V255H147ZM153 256V258L157 257ZM160 256V255H159ZM158 256V257H159ZM112 257V256H111ZM114 257V256H113ZM121 256H119L120 258ZM128 257V256H127ZM29 258V257H28ZM32 258V257H30ZM49 258V257H48ZM48 258L46 260H48ZM96 258V257H95ZM99 258V260L101 259ZM105 258V257H104ZM124 258V257H123ZM144 258H146V256H144ZM169 258V257H168ZM172 258V257H171ZM44 259V258H43ZM92 259V258H91ZM103 259V258H102ZM100 260V263L102 264L105 260L109 259L108 257L105 258V260ZM114 259V258H113ZM118 259V258H115ZM121 259V258H120ZM151 259V257H150ZM160 260L163 259L159 258ZM165 259V258H164ZM170 259V258H169ZM173 259V258H172ZM179 259V258H178ZM177 259V260H178ZM186 259V258H183ZM34 260V259H33ZM42 260V259H41ZM94 260V259H93ZM98 260V261H99ZM112 260V259H111ZM149 260V259H148ZM167 260V259H166ZM45 261V260H44ZM49 261V260H48ZM103 261V262H101ZM108 261V260H107ZM122 261V260H121ZM126 261V259H125ZM152 261V260H151ZM150 261V262H151ZM154 261V260H153ZM157 261V260H155ZM167 261H171V260H167ZM5 262V261H3ZM47 262V261H46ZM94 262V261H93ZM96 262V259H95ZM94 262V263H95ZM114 262V261H113ZM116 262V261H115ZM120 262V261H118ZM116 262V264L118 263ZM162 262V261H161ZM173 262V261H172ZM175 262V261H174ZM31 263V262H30ZM54 263V261H53ZM98 263V262H97ZM167 263V262H166ZM29 264V263H28ZM32 264V263H31ZM52 264V263H51ZM99 264V263H98ZM107 264H111L110 262ZM113 264V263H112ZM115 264V263H114ZM119 264V263H118ZM121 264V262H120ZM125 264V263H124ZM152 264H154V262H152ZM164 264V263H163ZM169 264V263H168ZM171 264V263H170ZM176 264V263H175ZM187 264V263H186Z\"/></svg>",
    "mask_w": 264,
    "mask_h": 264
}]
</instances>
